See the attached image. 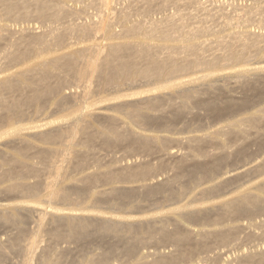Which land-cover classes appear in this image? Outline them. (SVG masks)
Listing matches in <instances>:
<instances>
[{"label":"bare ground","instance_id":"obj_1","mask_svg":"<svg viewBox=\"0 0 264 264\" xmlns=\"http://www.w3.org/2000/svg\"><path fill=\"white\" fill-rule=\"evenodd\" d=\"M83 1L85 3H82ZM195 1L0 0V13H3L8 18L15 20L36 18L43 23L41 26L42 30H37L31 24L21 26H18V24L15 26L14 24L11 26L0 23V71L8 72V74L0 75V131L2 130L1 123H6L8 128L6 133L13 140H11V143L24 145V150H20L11 156L2 154L0 184L4 183V181L16 180L8 189L28 195H36V189L43 185L45 188L43 198H45V203L48 204V206H45L46 208L31 204H19L18 206L5 207L4 210H0V224L12 226L18 232V236L13 239L10 248L15 253L24 254L23 264H33V260H38V250L42 245L41 242H43L40 239V233L47 229L45 227L47 219L52 225L67 227V234L60 231L54 234L53 237L57 239H71L76 243L87 242L86 244H88L94 239L95 235L106 234L107 236H112V238L114 237L115 241L117 238L122 246L124 244L127 252L125 254L132 253L135 246L143 243H173L177 247V249L175 248L177 251L175 250L176 254L174 256L157 258L158 260L156 259L157 261L154 264H168L190 256V251L186 252L184 245L192 239V235L179 229L171 232L166 226L155 229L149 224L145 236L137 237L132 235L135 228L133 222L118 219H100L98 215L91 213L74 214L56 210L50 211L47 207L57 202H66L78 206L82 198L92 188L96 187L94 185L99 183L108 185V188L98 191L96 196L93 197L95 202L101 200H126L135 195H143V197H148V199L157 198L159 202L165 203L179 201L187 196L185 188H179V185L185 183V181L186 183H192L202 177L211 176L218 168L224 165L223 163L226 164V160L228 161L231 158V156L224 154L217 159L214 157L215 160L206 164L191 165L190 168L184 169L187 157L172 152L173 155L166 154L177 161H175L178 164L176 168L179 172L166 176L167 178L161 182L159 180L154 181L155 179H151V181L146 178L152 176L153 173H156L163 166L155 168L146 165L107 170L102 174L99 172L95 175L88 174L89 176L86 174V177H80L79 180L70 185H63L64 178L68 172V170L66 171L68 165L72 166V163L75 162L73 164L76 165H74L77 167L75 169L78 170L83 165V162L86 161L88 155H90L97 141H100L108 148L123 146L127 152L141 150L150 153L154 146L164 148V144L160 142L159 137H149L150 135L145 136L133 131V128L144 131L151 129L154 125L150 126V122L155 119L158 120L162 110L169 109V114L171 115L169 120L174 125L180 120L192 117L194 108L204 109L206 114H208L207 116L212 118L219 112H230L241 108L242 110L243 108L248 109L251 99L248 102H239L236 97H231L228 94L231 91L227 92L225 87L218 85V83L226 82L227 85L233 86V88L238 87L239 84L242 85V83L255 84L258 80L263 79L264 66H257L256 64L257 67L253 69L247 71L239 70L229 75L221 74L220 72V75H215V71L220 69L223 63L235 68L241 66L264 47V35H260L261 33H258L259 35L253 34L251 33L252 31H236V33L227 36L221 35V30L216 29V27L222 29L237 23H247L253 19L251 10L249 15L245 13L242 16H235L237 19L227 17L225 21L219 23L220 21L217 22V18L222 14L223 4L221 8L216 6H220L218 2L214 5L210 1L212 2L210 6L209 4L203 5V2L199 4ZM255 1L257 2V0ZM121 3L125 4L123 6L125 10L123 8L120 11L116 8L118 5V8H121ZM79 4H83L80 5L82 10H77L78 8L75 10L72 6H79ZM170 6L177 8L175 14L165 15L159 19L151 17L155 12L164 11ZM191 8H193L192 12L189 11ZM235 8H237V5ZM89 10L96 11L94 14H97V18L92 13L91 16L97 20H88V15L90 16ZM89 18L91 19V17ZM115 25L120 27L117 32L114 31ZM211 35L214 36L213 40H202L204 37ZM103 40H106V42L104 43ZM79 42L82 44L86 43V45L76 47L80 44ZM33 57L39 59L32 61ZM17 67V70L9 72V70ZM80 67L85 68L79 69ZM73 73L78 82L70 81L69 77ZM88 75H91L90 78H88ZM189 75H195V77L188 78L187 76ZM71 86L75 87L74 91L65 93L66 87ZM138 86L139 88L149 87L150 89L143 90L142 93L134 92ZM96 88L101 92H112V94L104 97L105 102H108L110 98L123 100L139 96L140 94L146 93L148 95L138 100H131V98L130 100H123L112 107L111 105L108 106V104L94 108L95 104L91 101V98ZM128 92L131 93L128 94ZM209 92L214 94L222 93V96L226 94V96L224 95L225 100L220 102L215 98V95L214 98L213 96L210 98L211 93L209 94ZM205 93H208L209 96L201 97ZM218 95L221 96L220 94ZM52 99L55 100L54 104H52L54 110L67 111L70 118L58 126L49 128L45 124L29 128H22L17 125L31 114L38 118L41 117L43 115V107H46ZM67 103L72 104L71 108H64ZM110 108H114L116 112L125 116V123L121 121L123 125L118 123L117 118L101 114L103 110H109ZM166 115L164 116L169 117V115ZM163 117L162 119H165ZM255 118H250V122L253 124L252 129H261L262 131V128L257 124L256 120L258 119L255 120ZM261 118L264 119V117ZM94 119L96 121L104 119L107 122V126H100L97 130H92L90 121H94ZM193 119L195 118L193 117ZM167 124L165 123L163 129L165 127L170 128ZM143 127H146V129H143ZM238 129L244 131V128L239 123H231L221 132L231 135L232 133L235 134ZM249 132H252L251 129ZM79 136L82 139H79ZM28 137L38 139L45 144L59 145V148L44 150L45 152L42 154L43 166L25 163L22 158L31 146L26 141ZM207 140H210L209 136H190L185 141L191 146L201 148V145ZM185 141L180 139L179 142L183 143ZM250 141L253 142L252 139ZM261 141L264 143L262 139ZM262 142L259 145H262ZM256 143L258 144V142ZM254 145L256 146V144ZM256 147L258 148L259 146L257 145ZM190 148L194 150L193 147ZM200 148L199 153L207 156L208 154H206L205 150H200ZM235 149L231 153L233 154L236 151L235 156H239L242 153V149ZM186 154L192 155L191 153L188 154V151ZM157 155L159 154L157 153ZM49 156H55L59 159L56 162H50ZM248 166H250V163ZM43 171H47L49 175L41 182L30 184L19 181L26 174H38ZM249 175L264 177V157L248 170L237 172L233 177L230 176L224 180H218L201 188L194 196L188 199L186 204L176 207L169 214H166L165 218H172L175 215L188 219H193L194 217L202 218L216 211L222 212V210L225 213L222 214L226 216H238L261 211L264 208L261 199L246 190L235 193L225 199L223 198V200L221 198L220 201L212 202L211 204L205 202L209 198L219 197L223 190L234 181L237 183L239 179ZM118 183L125 185H119ZM132 183L140 184L137 186H126V184ZM254 189L258 191L264 190V180L255 186ZM33 214L38 218L35 221L32 217L33 221H35L36 232L30 241L24 244V240L21 239L22 225L25 217L27 215L33 216ZM51 224L48 226H51ZM245 227L241 228L246 229ZM248 229H246V232ZM213 232H201L202 234H200L201 237H213ZM260 235L258 234V236ZM107 236L104 235L105 238ZM226 238V236L223 237V240H226ZM120 243L118 244L121 247ZM117 245L115 246L119 248ZM1 246L0 256L1 258L5 256L7 258V254L2 250ZM115 246L112 249L109 246V251H105L96 258H86L81 261L71 260L67 264H107L109 255L116 252ZM124 250L122 251L123 253ZM65 251L64 253L66 254L70 252V250ZM252 251L254 252V249ZM253 252L252 255H250L251 253L246 255V260H240L239 264H264V251L258 254H255L258 251L254 252V254ZM64 253L60 254L64 255ZM41 256L40 258H42ZM35 258L37 259L35 260ZM58 258L59 255L56 259ZM59 259H44L43 264H60Z\"/></svg>","mask_w":264,"mask_h":264},{"label":"rangeland","instance_id":"obj_2","mask_svg":"<svg viewBox=\"0 0 264 264\" xmlns=\"http://www.w3.org/2000/svg\"><path fill=\"white\" fill-rule=\"evenodd\" d=\"M206 1L207 0H197L195 2L199 4L203 2V5L209 4L210 6L212 5L211 4L212 2L214 5H216L218 2L220 6L216 5L217 7H221V5L223 4L222 14L218 16L217 18V22L220 21L219 23H221L222 21H225V18L227 17L235 18V16H242V15H245V13H248L249 15L251 12L253 19L247 23H237L232 26H226V28L224 27L222 29L219 27H216V29L221 30V35L227 36L232 33H236V31L237 32L252 31L251 33L253 34L259 35L261 33L260 35H264V0L261 1L262 3L259 0H257V2L255 0H209L208 2L210 1L212 2L205 3ZM82 3H85V2L83 1ZM256 3L258 4L256 5ZM224 4L226 5L225 7H224ZM80 5H83V4H79V6H74V5L72 6L75 8V10L77 8H78L77 10L79 9L82 10L81 8L82 6ZM124 5H125L124 3H121L120 4L121 8H118L119 5L116 8L119 10L120 9L122 10L124 8L123 10H125V7H123ZM236 5H237V8H235ZM228 9L229 10L233 9V10H230L231 12L230 13ZM91 11L92 10L88 11V13L90 14V16L88 15V20L89 21L97 20L96 19L97 14H94L96 11L95 10H93L92 12ZM189 11L192 12L193 8L189 9ZM176 12H177V8L170 6L164 11L155 12L151 17L155 19L156 18L159 19V18H163L165 15H173ZM91 13L94 14L96 18L95 17L93 18V16H91ZM89 17H91V19ZM0 23L11 25V26L14 24L15 26L17 24L18 26L31 24L37 30L39 29L42 30L41 26L43 24L42 21L36 18H29L25 20H15V19L8 18L3 13H0ZM119 30H120L119 25H115L114 31L117 32ZM254 32H257V33H254ZM213 39H214V36L211 35V36L204 37L202 40H213ZM103 42L105 43L106 40L105 41L103 40ZM84 45H86V43H83V44L80 43L76 47H82ZM37 59L39 58L33 57L31 60L36 61ZM256 64L257 66L258 65L264 66V47L260 50V52L252 55L245 63H243L239 67L235 68L231 65H228L227 63H223L221 68L215 71L216 73H218V74L215 73V75H220L219 72L221 74L229 75L231 73L238 72L239 70L247 71V70L253 69L254 67H257ZM84 68L85 67H80L79 69H84ZM17 69L18 67L12 70H9V72L15 71ZM4 72L0 71V75L8 74V72H5V73ZM202 74H199V75H202ZM90 76L91 75H88V78H90ZM187 77L191 78V77H195V75H189ZM187 77H184V78H187ZM69 79L72 82H78L75 79L74 73L70 75ZM225 83L220 82L218 83V85L220 86L223 85L225 89L227 90V92L231 91V92H228V94H230L231 97L233 96L234 98L236 97V99L239 102H244V101L248 102L251 99L249 101L250 103H249L248 109L243 108L242 110L241 108V109L230 111V112H219L214 118H212L210 116H207L208 114H206V111L204 109L194 108L192 110V117L190 116L188 117V119L180 120L176 122L174 125H172L169 120L171 118V115L169 114L170 113L169 109L162 110V112L160 113L161 116L159 117V119L157 118L158 120L155 119V120H152V122H150V126L154 125L153 127H151V129L147 130L146 127H143V129H146V131H144L138 128L136 129L133 128V131L141 135H145V136L150 135L149 137H159L160 142L164 144V148L163 147L161 148L159 146L158 148L157 146H154L153 150L150 153H146L141 150H134V151L127 152L125 151L123 146H120V147L115 146L112 148H108L105 145H103V143H101L100 141H97V143L94 144L93 150L90 152V155H88V158L86 159L85 162H83V165L78 170L75 169L77 167H75L76 165L73 164L75 162L72 163V166L68 165V167L66 168V171L68 170V172L63 182V185H70L71 183L79 180L80 177L81 178L86 177L85 176L86 174L87 176H89L88 174L95 175L98 172L102 174L107 170H117V169L119 170V168H124V167H138V166H146V165H150L155 168H160L163 166L156 173H153L152 176H149L146 178L149 180L155 179L154 181L159 180L161 182L165 178H167L168 175H173L179 172V170L176 168L178 165L176 163L177 161L173 160L170 156V155H173L172 152H174L175 154H180V155L182 154L183 156H186L187 158H189V159L186 158L184 169L190 168L191 165L199 166L201 164H206L210 161L215 160V158L216 159L220 158V156L224 154L231 156V158H229L228 161L226 160V164L223 163L224 165L218 168L211 176L205 177V178L202 177L192 183H186L185 181V183H182L181 185H179V188H185L186 190L187 196L185 198L179 201L176 200V201L165 203V202H159L157 198L148 199V197H143V195L141 196L135 195L132 198L126 199V200H114V201L101 200V201L95 202L93 197L96 196L98 191L104 188H108V185L106 184L102 185L101 183H99L97 185H94L96 187L92 188L87 193V195H85L82 198L78 206H75L74 204L72 205L66 202H57V203L51 204V206L47 207V209L50 211L56 210V211H60L64 213H74V214L91 213V214L98 215L100 219L107 218V219H113V220L118 219V220H124L126 222H133L135 228L132 232V235L137 236V237L145 236L146 229L149 224H151V226L155 229H159L162 226H166L171 232L175 231V229H179L182 232L190 233L192 235V239L186 242L184 245L185 251L186 252L190 251V256L184 259H179L176 262H172L168 264H239L240 260H243V261L246 260V255L250 253H251L250 255H252L253 249H254V252L258 251L255 254H258L261 251H264V208L261 211H258L252 214H243V215H238V216L223 215L222 213H224V211L222 210V212L216 211V212L211 213L209 216L202 217V218L194 217L193 219H188L180 215H175L172 218H165V215L169 214L170 211L174 210L176 207L186 204L188 199L194 196L201 188L211 185L212 183H215L218 180H222V179L224 180L230 176L233 177V175L236 174L237 172L248 170L254 167V165H256L264 157V143L261 141V139L264 141L263 139L264 135H262L264 133V130H263L264 119L261 118V117H264V77L262 80H258V82H256L255 84L242 83V85L239 84L238 87H234V88L233 86L227 85V83L226 84ZM71 87H66L65 93L66 92L70 93L74 91L75 87L74 86H71ZM228 87H230L231 90L230 88L228 90ZM148 89L150 88L149 87L139 88L138 86L134 92L138 91L142 93L143 90H148ZM250 91L252 92L250 93ZM94 92L95 93H93L92 98H91V101H93V103L95 104L94 108H98V107H101L103 105H108V104H109L108 106L111 105L112 107L116 103H120L123 100H130V98L131 100L132 99L138 100L139 98L145 97L148 95L145 93V94H140L139 96L125 98L123 100H117V99L110 98L111 100L109 99L108 102H105L104 97L109 94H112L111 91L101 92L98 88H96ZM129 93L131 92H128V94ZM209 94L211 96H209ZM209 94L205 93L204 95H201V97L205 98L209 96L210 98H212L213 96L214 98V95H215V98L221 102L225 100V96H226V94H224L225 96L223 95L224 96L223 97L222 93L214 94L212 92H209ZM218 94H220L221 96H219ZM218 96L221 100L217 98ZM52 100L53 102H51ZM52 100L50 101V103L46 105V107H43V111H42L43 115L41 117L38 118L31 114L26 119H24V121L18 123L17 125L21 126L22 128H29V127L41 126L45 124L49 128V127H53L56 125L58 126L66 119L70 118L67 111L65 112L55 111L53 108L54 106L52 107V104H54L55 100L54 99ZM71 106L72 104L67 103L64 106V108L69 109L71 108ZM50 110L54 112H51ZM163 111L164 112L166 111V113H164ZM102 113H103V116L110 115V116L117 118V121L119 124L123 125V123H125L126 121L125 116L116 112L114 108H110L109 110H103L101 114ZM165 114L169 115V117H165L164 116ZM197 114L198 116L196 117ZM162 117L165 119H162ZM193 117L195 119H193ZM250 118H255V120L258 119L256 121L258 122L257 124L259 125V127L262 128V131L261 129H258V130L252 129L253 124L250 122ZM188 120L189 121L191 120L190 123ZM90 122H91L90 128L94 131L97 130L100 126H107V122L104 119H99L97 121L96 119H94V121L91 120ZM165 123H168L167 125L170 126V128L165 127L166 129L165 128L163 129V127L165 126ZM231 123H239L240 126L244 128V131L238 129L235 131L236 132L235 134L232 133L233 135L222 133L221 131L224 128H226L228 124H231ZM158 124L159 126H157ZM1 128L2 130L0 131V162L3 159L2 154L11 156L20 150H24L23 148L24 145H15L11 143L13 140L6 133V131L8 130L6 123H1ZM250 129L252 131L251 132L252 134L249 132ZM259 132L262 134H260ZM256 133H259V134H256ZM247 134L248 135L250 134L248 138H246L248 136ZM251 135H253L254 137ZM190 136H194V137H200V136L208 137L209 136L210 140H207L208 143L207 142L203 143L201 145V148H202L201 149L200 147L191 146V144L185 141L186 138ZM249 138H251L253 142L250 141L251 139ZM253 138L254 139L257 138L255 139L256 141ZM79 139H82V137L79 136ZM180 139L185 142L183 143L179 142ZM258 139L263 143L262 145L260 144L261 146L259 145V143L261 142ZM26 141L27 143H30L31 146L28 152H25V155L22 159L25 163L37 164L38 166H43L44 164L42 162L44 161L42 158V154L45 151L54 150V149L59 148V145L45 144L35 138L28 137L26 138ZM256 142H258V144ZM254 144H256V146L258 145L260 148L259 147L257 148ZM189 145L190 147H193L194 150H192V148H190ZM199 148L200 150H205L206 154L208 155L206 156V155L200 154ZM235 148L242 149V153L239 154V156H235L236 151L235 153L233 152L234 155L231 153L232 151H234ZM158 149L161 151L159 152ZM188 149H190L191 151ZM252 149H255V150H252ZM187 151H188V154L191 153L192 155L190 154L187 155L186 154ZM229 152L231 153V155ZM157 153L159 155H157ZM166 153L170 155H167ZM49 159H50V162H56L59 158L55 156H49ZM249 163H250V166H248ZM244 167L245 168L247 167V168L245 169ZM48 175L49 173L47 171H43L38 174H26L22 176L19 179V181L34 184L37 182H41L42 180H45ZM263 180H264L263 176H260V175L250 176L249 175L243 179H239L237 183L236 181H234L230 186L226 187L223 190L222 194L219 197L216 196L214 198L213 197L209 198L205 202L211 204L212 202L220 201L221 198H222L221 200H223V198L225 199L235 193L246 190V191H250L252 195L259 197L264 207V190L258 191L254 189L255 186H257ZM14 181L16 180L4 181V183L2 182V184H0V210H4L5 207L18 206L19 204H31V205H36L39 207H44V208H46L45 206H48V204L45 203V198H43L45 195V188L43 185L39 186L36 189V193H37L36 195L20 194L13 190L8 189V187ZM118 184L125 185L123 183H118ZM138 184L132 183V184H126V186H131V185L137 186ZM73 198H75V196H73ZM218 212H221V213H218ZM32 217L35 219V221H37L36 220L37 216L35 214H33V216L27 215L25 217L24 224L22 225L21 239L24 240V244L30 241V239L34 236L36 232L35 231L36 229L35 221H33L34 219ZM150 220L151 222H149ZM49 222L50 221L47 219L46 226H45L47 227V229H45V231H42L43 233H40V239L43 242H41L42 245L40 249L38 250V254H37L38 260H36L37 258H35L36 261L33 260L32 261L34 262L33 264H39L40 259H41L40 264L41 263L43 264L45 260H49V259L58 260L59 258H60L59 259L60 264H65V262L67 264V262L71 260L81 261L82 259H86V258H96L99 255L103 254L105 251H109L110 249L109 246L112 249V247L120 243V241L117 238L115 241L114 237L112 238V236H107L106 234L95 235L93 239L94 241L92 240L88 244H86L87 242L86 243L80 242L81 244L79 242L76 243L74 240H71V239H57L53 237L54 234L58 231L67 234V227L59 226L56 224L52 225L51 222L50 223ZM50 224L51 226H48ZM241 227L243 228L245 227L246 229L248 228L249 229L246 232V229H242ZM200 231L210 232V233L214 231L213 232L214 236L213 237L212 236L210 237L202 236L201 237L202 233ZM195 232H196V235H195ZM215 234L217 235L215 236ZM258 234L260 236H258ZM102 235H103V238H102L103 240L101 239ZM104 235L107 237L105 238ZM17 236H18V232L15 228H12V226L0 224V244L2 245L0 246L2 247V250L5 251V253L7 254V258L6 256L4 258H1L0 256V260H1L0 264H23L24 254L17 253V252L15 253L10 248V245L13 239H15ZM225 236L227 238L226 240H223V237ZM108 244H111L112 246ZM172 244L173 243H164V242L143 243L141 245L135 246L132 253L125 254L126 252L125 246L124 244L122 246L120 243L121 247L118 244L117 246H119V248L115 246L116 252L109 255V260L107 264H154L155 261H157L159 258H170L171 256H174L176 254L177 247L174 244L173 246ZM68 248L70 252H67V254L64 253L65 250L69 251L67 250ZM123 250H124V253L122 252ZM60 253H64L65 256L61 255ZM58 255H59V258L56 259ZM40 256L43 258V260L42 258H40Z\"/></svg>","mask_w":264,"mask_h":264}]
</instances>
